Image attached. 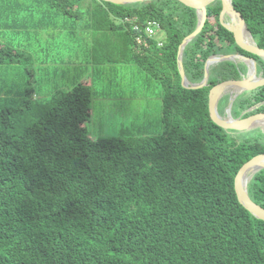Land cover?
I'll return each mask as SVG.
<instances>
[{"label": "trees", "instance_id": "trees-1", "mask_svg": "<svg viewBox=\"0 0 264 264\" xmlns=\"http://www.w3.org/2000/svg\"><path fill=\"white\" fill-rule=\"evenodd\" d=\"M50 1L63 14L105 31L104 38L117 34L130 55L125 60L160 86L163 131L91 137L88 83L38 100L26 82L21 91L12 90L7 78L13 74L4 71L0 99L13 95L15 103H0V264H264V221L234 190L239 168L264 153V132L224 129L208 112L210 88L245 76L246 65L217 62L209 67L206 85L183 87L177 53L195 30L197 14L178 0ZM82 2L86 9L80 11L76 5ZM231 5L264 49V0ZM220 11V0L209 3L203 26L184 45L186 79L199 83L207 58L228 54L253 59L256 75L264 77V59L236 44L219 21ZM126 17L140 24L157 21L161 45L147 38V46L135 52V33L119 21ZM22 56L1 47L0 65L16 64ZM227 104L223 94L220 115ZM262 112L264 85L238 94L230 108L234 119ZM246 188L264 208V168Z\"/></svg>", "mask_w": 264, "mask_h": 264}, {"label": "crops", "instance_id": "crops-1", "mask_svg": "<svg viewBox=\"0 0 264 264\" xmlns=\"http://www.w3.org/2000/svg\"><path fill=\"white\" fill-rule=\"evenodd\" d=\"M115 36L116 33L107 32L104 38L105 31L91 29L84 19L63 14L50 0H0V48L8 47L23 54L16 64L30 67L24 70L31 78L26 82L34 89V99L49 100L65 92L59 84L69 83L71 88L84 82L93 89L92 113L100 98L94 89L101 74L97 65L112 64L102 69L112 72L122 83L134 64L125 60L130 55ZM161 37L162 34L158 39ZM89 120L87 130L91 137H96L88 128Z\"/></svg>", "mask_w": 264, "mask_h": 264}, {"label": "rangeland", "instance_id": "rangeland-1", "mask_svg": "<svg viewBox=\"0 0 264 264\" xmlns=\"http://www.w3.org/2000/svg\"><path fill=\"white\" fill-rule=\"evenodd\" d=\"M76 6L80 11L86 9L85 2ZM222 20L225 23H229V16L225 15ZM236 62L242 63V60L236 59ZM107 65H110L109 67L112 66L109 63L97 65L98 71L101 68V74H99V79H97L94 89L100 98L98 104L93 106L90 114L89 130L94 135H97L96 137L155 136L162 133V103L159 84L135 64L131 66V73L126 75L125 81L122 83L118 82V78L112 72L102 69ZM25 68L29 69L30 67L23 63L21 65H0V72L6 71L13 74V76L7 78L12 82V84H9L12 90L21 91L24 85H28L26 81L31 78L26 75ZM115 68H117V65H115ZM1 81H6L5 77H0V83ZM21 82L26 83L23 85ZM29 85L32 86L31 84ZM60 85L63 86V91L69 88V83ZM0 96H4V93L2 92ZM12 96H7V99L6 97L3 100L0 99V103L6 102L5 105H13L15 101ZM17 96L15 95V98ZM118 96H121V99H116ZM256 127H259L264 132V127L256 125L252 128Z\"/></svg>", "mask_w": 264, "mask_h": 264}, {"label": "water", "instance_id": "water-1", "mask_svg": "<svg viewBox=\"0 0 264 264\" xmlns=\"http://www.w3.org/2000/svg\"><path fill=\"white\" fill-rule=\"evenodd\" d=\"M102 1L110 2L114 4H128V3L141 2V1H147V0H102ZM178 1L182 2L188 7L194 8L197 14V25H196L195 30L183 39L182 43L180 44L178 48L177 65H178L181 85L183 87L200 88L206 85V81L208 78V70L211 65L217 62L223 61V60H232L233 62H236V59L242 60V62L247 67L245 76H242L238 80H225V81L219 82L210 88L208 92V112H209V116L211 120L215 124H217L218 126L224 129L247 130L249 128H252L253 126L258 125L257 123L260 120H264V112L256 113V114L250 115L245 118H240V119H234L232 118L230 114V108H231L232 101L235 99V97L238 94H240L241 92L245 90H252L258 86L264 85V77L256 76L255 63L253 59L244 57L239 54L213 55L207 58V60L205 61L204 76L199 83L190 84L188 80L186 79V76L184 74V70L182 67V63H181L183 47L188 41H190L200 31L201 27L203 26L204 20L206 18V6L214 0H178ZM220 2H221V11L219 14V21L226 29H228L230 32L233 33L236 44L240 48L264 59V49L259 48L255 44L249 31L246 28V25H245V22L242 16L240 15L238 11H236L232 7L231 0H220ZM225 15L235 16L237 19V26L232 28L227 23L223 22L222 19ZM242 28L245 29L251 41H246L242 37L241 35ZM225 93H228V104L225 108V117H224L220 115L217 111V102L219 98ZM259 163H263L260 165L259 169L264 168V153L250 158L239 168V170L237 171L234 177V190H235V194H236L238 201L252 215L264 221V208L254 203L250 199L247 193V188L245 190H242L239 184V180L242 174L247 169L251 168V166L255 164H259Z\"/></svg>", "mask_w": 264, "mask_h": 264}, {"label": "built area", "instance_id": "built-area-1", "mask_svg": "<svg viewBox=\"0 0 264 264\" xmlns=\"http://www.w3.org/2000/svg\"><path fill=\"white\" fill-rule=\"evenodd\" d=\"M121 23H128L133 35L134 46L137 50L142 46H147V38L157 41L158 46L161 45V39H158L161 34V28L157 21L148 20L144 24H140L135 18H123L119 20Z\"/></svg>", "mask_w": 264, "mask_h": 264}, {"label": "bare ground", "instance_id": "bare-ground-1", "mask_svg": "<svg viewBox=\"0 0 264 264\" xmlns=\"http://www.w3.org/2000/svg\"><path fill=\"white\" fill-rule=\"evenodd\" d=\"M230 27L234 28L237 26V21L235 19V16H229V23H227ZM241 35L242 37H244L247 41H251L247 32L245 31L244 28L241 29ZM250 64V63H249ZM230 90V89H228ZM229 92V91H227ZM259 126H262L264 127V120H260L258 123H257ZM263 164V163H259V164H255L253 166H251V168L247 169L243 174L242 176L240 177V180H239V184L242 188V190H245L246 189V185L250 179V177L252 176V174L254 172H256L259 168H260V165Z\"/></svg>", "mask_w": 264, "mask_h": 264}]
</instances>
